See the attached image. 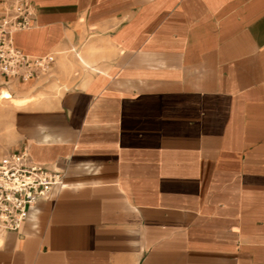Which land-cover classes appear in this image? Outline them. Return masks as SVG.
Segmentation results:
<instances>
[{
    "label": "crops",
    "instance_id": "crops-1",
    "mask_svg": "<svg viewBox=\"0 0 264 264\" xmlns=\"http://www.w3.org/2000/svg\"><path fill=\"white\" fill-rule=\"evenodd\" d=\"M31 1L13 46L99 70L6 86L0 158L66 173L0 264H264V0Z\"/></svg>",
    "mask_w": 264,
    "mask_h": 264
},
{
    "label": "built area",
    "instance_id": "built-area-1",
    "mask_svg": "<svg viewBox=\"0 0 264 264\" xmlns=\"http://www.w3.org/2000/svg\"><path fill=\"white\" fill-rule=\"evenodd\" d=\"M31 0H0V89L11 79L27 80L45 73L53 56L32 57L13 46L15 31L31 27ZM65 168H49L31 161L26 149L0 158V233L19 230L27 208L48 199L53 188L63 185Z\"/></svg>",
    "mask_w": 264,
    "mask_h": 264
},
{
    "label": "rangeland",
    "instance_id": "rangeland-1",
    "mask_svg": "<svg viewBox=\"0 0 264 264\" xmlns=\"http://www.w3.org/2000/svg\"><path fill=\"white\" fill-rule=\"evenodd\" d=\"M78 55H81L84 60L89 63L90 62L86 59L84 52L83 51H78L75 48L74 49H70V51L67 52H57L56 54L52 55L53 56V61L52 63H54V61L56 62L57 60L59 61V59L62 62V65L65 67V69L67 70V72L74 78L77 79L79 76H81L83 73H85V76L91 75L92 73H97L99 68L96 66H91L94 69H90L88 67H85L78 59ZM55 58V59H54ZM51 63V64H52ZM52 66V65H51ZM52 77L54 78V70L47 68L45 73H42L40 76H38L37 80L40 79V81L38 83H40L42 80H44L45 78H49ZM85 78V77H84ZM10 85V84H9ZM6 90H8L10 93L11 91L8 88H4ZM57 92H61V87L56 88ZM6 99H2L0 100V105L5 106L7 105V103L5 102ZM7 101V100H6Z\"/></svg>",
    "mask_w": 264,
    "mask_h": 264
},
{
    "label": "bare ground",
    "instance_id": "bare-ground-1",
    "mask_svg": "<svg viewBox=\"0 0 264 264\" xmlns=\"http://www.w3.org/2000/svg\"><path fill=\"white\" fill-rule=\"evenodd\" d=\"M2 99L11 100L15 104H20V103H23L25 101V100L22 101V100H17V98L16 99L13 98L11 93L4 88L0 89V100H2Z\"/></svg>",
    "mask_w": 264,
    "mask_h": 264
}]
</instances>
